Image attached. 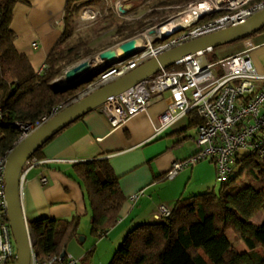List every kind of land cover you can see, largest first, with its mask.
Masks as SVG:
<instances>
[{"label": "trees", "instance_id": "trees-1", "mask_svg": "<svg viewBox=\"0 0 264 264\" xmlns=\"http://www.w3.org/2000/svg\"><path fill=\"white\" fill-rule=\"evenodd\" d=\"M86 1L97 2L67 0L62 36L47 55L45 69L38 75L28 59L17 52L16 36L11 30L14 6L22 0H0V157L14 148L21 134L17 125L33 127L72 100L76 92L93 80L65 88L54 86L66 68L95 55L89 50L93 38L114 29L115 40L103 48L105 51L138 36L146 27L163 22L165 14L159 9H171L196 0H156L151 6L141 7L144 13L129 23L110 11L72 42L71 26L74 13L78 11L77 4ZM132 13L138 12L131 10L126 16ZM201 22L203 20L199 24ZM263 32L264 29L246 39ZM180 68L174 65L166 71ZM189 115L195 117L193 122L201 124L196 115ZM236 165V175L225 183L217 181L220 184L217 190L177 201L164 221L130 230L109 264H264V222H253L256 215L264 212V156L248 154L239 158ZM73 178L84 189L88 202L90 234L100 238L116 225L126 201L118 178L105 159L74 165ZM28 226L35 253L46 259L61 254L68 243L77 238L79 219H41ZM229 232L245 245L246 251L240 252L230 242Z\"/></svg>", "mask_w": 264, "mask_h": 264}, {"label": "crops", "instance_id": "crops-1", "mask_svg": "<svg viewBox=\"0 0 264 264\" xmlns=\"http://www.w3.org/2000/svg\"><path fill=\"white\" fill-rule=\"evenodd\" d=\"M114 1L113 12L119 19L125 20L134 14L126 16L128 12L139 8L135 7L136 0ZM66 4L67 0H22L14 6L11 30L16 36L15 48L28 59L35 72L45 65L47 55L62 36ZM116 7L122 10L121 16H118ZM245 42L253 46L249 55L257 73L264 74V32L218 49L209 62L215 63L243 52ZM213 52L209 51L205 56ZM168 102L169 96L165 94L162 101L117 128L109 125L98 108L47 142L39 155L33 157L39 164L27 173L20 189L27 226L41 219L78 218L81 223L90 218L84 189L73 178V166L93 160L105 159L110 163L126 200L116 225L98 238H104L99 244L110 242L112 251L130 230L155 222L158 206L172 208L177 201L216 190V168L210 161L186 167L171 181L165 179L174 161L187 159L196 152L198 126L197 121L193 122L195 117L187 115L156 135L154 126ZM41 178L47 179L46 185L40 183ZM140 192L142 195L136 201L130 200ZM66 250L67 246L62 252L68 254Z\"/></svg>", "mask_w": 264, "mask_h": 264}, {"label": "built area", "instance_id": "built-area-1", "mask_svg": "<svg viewBox=\"0 0 264 264\" xmlns=\"http://www.w3.org/2000/svg\"><path fill=\"white\" fill-rule=\"evenodd\" d=\"M196 6L208 8L204 7L197 18L187 22L180 30H172L169 35H163L159 31L162 26L170 25L169 22L181 14L193 11ZM263 10L264 0H200L189 3L186 10L177 17L156 29L145 30L144 34L154 35L156 39L145 40L146 43L138 47V52L128 58L118 59L115 64L110 65L82 96L122 77L170 49L201 36L234 27ZM116 12L121 16L118 7ZM212 16H216L215 19L199 24ZM151 32L153 34L150 35ZM180 32L181 35L171 38ZM144 34L138 36L142 35L144 38ZM167 39L169 40L166 41ZM156 42L158 44L155 45ZM32 46L37 47L35 43ZM252 49V44L245 42L243 52L215 63H210L205 53H198L179 63V70H162L109 99L99 107V111L112 128H117L133 116L146 112L148 107L162 101L167 94L169 102L166 110L154 126L156 135H160L189 114L196 115L201 124L197 126L195 137L196 152L187 159L174 161L166 172L165 179L171 181L186 167L208 160L215 165L217 181L228 182L237 173L236 162L239 158L248 154L264 156V116L261 114L264 104V74L257 73L252 63L249 55ZM44 69L45 65L37 74H41ZM63 109H55L33 127L17 125L21 134L14 148ZM14 148L0 157V264H17L18 261L8 220L4 180L8 157ZM38 164L33 157L25 163L20 175V187L27 173ZM40 183L46 185L47 179L41 178ZM141 195L142 192L137 193L131 196L130 200L136 201ZM170 213L169 207L160 205L156 209L154 220L164 221ZM29 242V264H78L77 259L63 252L41 259L33 249L30 234Z\"/></svg>", "mask_w": 264, "mask_h": 264}, {"label": "water", "instance_id": "water-1", "mask_svg": "<svg viewBox=\"0 0 264 264\" xmlns=\"http://www.w3.org/2000/svg\"><path fill=\"white\" fill-rule=\"evenodd\" d=\"M119 11L122 10L119 9ZM262 29H264V10L234 27L201 36L170 49L157 58L143 63L122 77L103 85L87 95L80 96L76 101L58 112L40 128L35 130L27 139L17 145L8 157L4 173L8 220L18 255L17 264L30 263L29 227L22 213L20 175L25 163L38 150L70 124L98 109L109 99L126 92L162 70L178 65L185 59L198 53H206L216 48L239 42L258 33ZM150 34H153V32ZM139 43L140 37L136 36L101 52L98 58L101 61L111 62L102 70H106L110 65L115 64L118 59L128 58L138 52ZM84 69H88V63L78 65L71 72L77 74ZM71 72L66 74V80L70 83L68 86L73 83L82 82V80H78V77H71Z\"/></svg>", "mask_w": 264, "mask_h": 264}, {"label": "rangeland", "instance_id": "rangeland-1", "mask_svg": "<svg viewBox=\"0 0 264 264\" xmlns=\"http://www.w3.org/2000/svg\"><path fill=\"white\" fill-rule=\"evenodd\" d=\"M198 1L200 0L191 1L189 3H195ZM155 2L156 0H136L135 7H139L137 8L138 13L137 14L134 13L133 15H130L129 17H127L125 20H122V21L129 23V22H134L138 20L139 17L142 15V13H144L141 7H147L149 5L151 6ZM189 3L181 5L179 7H174L171 9L169 8L159 9L158 11H161L165 14L163 18L164 19L163 22L159 23L158 25L154 27H150V28L146 27L145 30L156 29L159 26H161V24H164L165 22L172 19L173 17L174 18L177 17L179 14H181L183 11L186 10V6ZM114 6H115L114 0H97V2L96 1L95 2L86 1L81 4H77L78 11L74 13L73 20H72V26H71V30H72L71 41L74 42L75 39L77 38V35L85 34L88 28L92 25V23L96 22L98 19H101L102 17H106L110 11L113 12ZM215 17L216 16L207 18L205 21L201 22L200 24L213 20L215 19ZM145 30L142 32L143 34ZM113 33H114V29L109 30L106 33H103L99 38H93L90 41L89 50H91L92 52H95L94 53L95 55L92 57H88L86 59H82L80 62L76 63L75 65L66 68L63 75L55 81L54 83L55 88H63L64 86H62L63 83L61 82L66 79V74L71 72L78 65L83 64V63H88V65L91 64V68H92L95 65L94 63L95 59L98 57V55L101 52H103V48H105V46H107L108 43L115 40ZM146 34L147 33L144 34V38L142 37V35L140 36V43H142V45L146 43L145 40L152 41L156 39L154 35L149 36V34L147 35ZM181 34L182 32L177 33L173 35V37L171 38H175ZM168 40L169 39H167L166 41ZM156 44H158V42H156L155 45ZM231 45L233 44L214 49V52L212 54L208 53L206 58H208V61H212L215 51H217L218 49L224 48V47H230ZM91 68L84 74L80 75L78 79L82 80V82L87 81L90 78H93V80L88 82L82 90H79L78 92H76L77 94L75 97L72 98V100L61 105L60 107L65 108L71 103H73L74 101H76L80 96L86 93L93 86L94 83H96L100 79L102 72L103 71L105 72V70H102L103 68L100 69L101 71L98 70L99 72L92 71ZM68 84L70 83L67 81V84L65 87H67ZM261 113L264 114V104L262 106ZM201 162L208 163L209 161L203 160ZM215 186L217 189L220 187V184L217 182V180L215 181ZM263 220H264V214H259L258 216L254 218V222L256 224H260L261 222H263ZM78 233H79L78 237L70 245L68 244L69 246L67 245V250H66L68 254H72L78 260V264H109L110 263L120 243L119 245H117V247L113 251H112V248H110V242L105 241L99 244L100 241H102L104 238L96 239L90 235V218H87L85 221L83 220L81 223H79ZM227 237L230 240V242L233 243V245L240 252L246 251L245 245L241 241L236 240L232 232L227 233ZM75 252H79V253L76 254Z\"/></svg>", "mask_w": 264, "mask_h": 264}, {"label": "bare ground", "instance_id": "bare-ground-1", "mask_svg": "<svg viewBox=\"0 0 264 264\" xmlns=\"http://www.w3.org/2000/svg\"><path fill=\"white\" fill-rule=\"evenodd\" d=\"M206 7L208 8L207 6H200V7H195V9L193 11H189L185 14H181L177 19H175L174 21H171L169 22L170 25H166V26H162L159 31L165 35H169L171 32L173 31H177V30H180L184 27V25H186L187 22H190L191 20H194L195 18L198 17L199 15V12L204 10L203 8ZM173 30V31H172ZM142 46V43H139V47ZM95 65L91 68V64L88 65V69H84L83 71H81L80 73H73L71 72V77L74 76V77H80V75L84 74L85 72H87L90 68L92 69V71H98L100 70L101 68H103L104 66H107L109 65L111 62H108V61H101L98 57L95 59ZM86 70V71H85ZM96 73V72H95ZM63 80V79H62ZM61 80V81H62ZM79 80V79H78ZM61 83L62 86H66L67 84V81L66 79L63 80Z\"/></svg>", "mask_w": 264, "mask_h": 264}]
</instances>
